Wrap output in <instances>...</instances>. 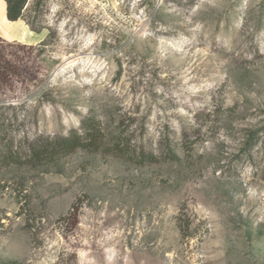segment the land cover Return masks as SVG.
Returning <instances> with one entry per match:
<instances>
[{"label": "rangeland", "instance_id": "obj_1", "mask_svg": "<svg viewBox=\"0 0 264 264\" xmlns=\"http://www.w3.org/2000/svg\"><path fill=\"white\" fill-rule=\"evenodd\" d=\"M0 264H264V0H0Z\"/></svg>", "mask_w": 264, "mask_h": 264}, {"label": "trees", "instance_id": "obj_2", "mask_svg": "<svg viewBox=\"0 0 264 264\" xmlns=\"http://www.w3.org/2000/svg\"><path fill=\"white\" fill-rule=\"evenodd\" d=\"M6 4V15L10 21H16L25 17L26 6L29 0H4ZM30 27L33 30H37L36 26L30 19H27ZM90 130L84 128L81 132H73L70 135L62 136L58 139L49 142L47 148L41 146L34 150L32 157H39L40 154L45 152L56 153V152H70L77 147L85 146V143L91 142L95 144L97 137L95 134H89Z\"/></svg>", "mask_w": 264, "mask_h": 264}]
</instances>
